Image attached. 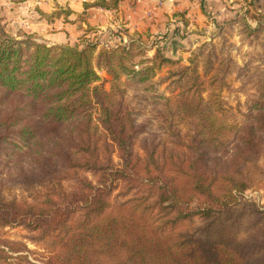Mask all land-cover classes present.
Returning a JSON list of instances; mask_svg holds the SVG:
<instances>
[{
    "label": "trees",
    "instance_id": "obj_1",
    "mask_svg": "<svg viewBox=\"0 0 264 264\" xmlns=\"http://www.w3.org/2000/svg\"><path fill=\"white\" fill-rule=\"evenodd\" d=\"M233 17L160 79L169 96L153 81L180 63L174 33L150 48L127 30L112 46H49L0 23V264H264V208L243 197L264 191V72L250 58L236 67L229 52L237 24L264 57V14ZM101 70L113 94L93 86ZM232 75L252 85L237 112L223 102ZM130 84L149 96H129ZM6 228L42 248L39 260Z\"/></svg>",
    "mask_w": 264,
    "mask_h": 264
},
{
    "label": "crops",
    "instance_id": "obj_2",
    "mask_svg": "<svg viewBox=\"0 0 264 264\" xmlns=\"http://www.w3.org/2000/svg\"><path fill=\"white\" fill-rule=\"evenodd\" d=\"M229 1L241 5L240 13L250 9L264 14V0ZM93 2L27 0L18 7L22 16L13 14L10 21L13 25H21L26 34L35 35L49 46H77L84 37L91 40L100 37L101 43L112 46L119 40L115 34L123 30L150 36L174 33L175 45L171 53L178 54L179 49L191 50L207 38L214 30L213 18H220L228 9V0H165L162 5H158L157 0H120L117 12L99 7L85 10V4ZM66 11L72 12V15L66 16ZM79 16L84 17L80 20ZM182 30L186 32L180 40L177 36Z\"/></svg>",
    "mask_w": 264,
    "mask_h": 264
},
{
    "label": "rangeland",
    "instance_id": "obj_3",
    "mask_svg": "<svg viewBox=\"0 0 264 264\" xmlns=\"http://www.w3.org/2000/svg\"><path fill=\"white\" fill-rule=\"evenodd\" d=\"M25 1H27V0H23L21 2L17 1V0H0V23L4 27V29L11 35V37L17 38L19 40L23 39L25 35H29V34H26L22 30L21 25L11 24L13 22L10 21V17L13 16V14L22 16V14H20L21 12L20 11L18 12V7L20 6L19 4H21ZM163 2H162V4H163ZM227 3H228L227 4V8H228L227 11L231 10L232 13H226L227 11H225L220 18H218V19L213 18V22L215 25L214 30L202 42L210 41L211 39L217 37L219 29L221 27L228 26V24L230 23V20L234 18L233 17L234 12L240 11L241 5L240 6L238 4L234 5L235 1H234V3H230V1L228 0ZM13 8H14V10H13ZM237 19L238 18L235 17V20H237ZM181 21L183 22V20H181ZM248 22L252 27H255L257 25L256 21L249 20ZM227 30H229V29H227ZM182 32L177 36V37L181 38L180 40H183V37H185L186 31L182 30ZM230 32L233 33V36L231 39L232 40L231 42L233 44H232V46H230L229 52L234 59L236 67L242 68L246 63H248V61L250 59H253L254 60L252 62L253 66H255L256 68H259L261 71L264 72V57L262 56V51H261L260 47L257 45L251 46L249 43H247L243 40L242 35L240 33L241 32V26L235 24L233 27V30H232V27H230ZM131 34H134V33H131ZM141 36H142L141 40L148 46V48H150L152 45V42L154 40H157L158 36H165V35L159 34V35L150 36V35L146 34V35H141ZM36 39H37V37H36ZM37 41L41 43V41L39 39H37ZM202 42H200L199 44H196L191 50L179 49L180 52L178 54L171 53V51L173 50V47H171V49H169V52H170L169 56H172V57H175L176 59H179L180 63L179 64L174 63V65H169L162 72H158L156 74L153 82L156 84L155 88H157L160 93L165 94L167 96H169L171 94L170 91L168 90L167 83H163L160 85H157V84L160 82V79L167 74V71L169 69L177 68V67H179V65L180 66L187 65L188 59L191 56V52L193 50H195ZM186 53H188V54H186ZM153 54H154V50L153 49L149 50L148 56L150 57ZM235 72H237V70ZM98 74L100 76V79L93 86L99 87V89L103 93L113 94L115 84L112 82L111 76H109L106 71H102V70L99 71ZM230 79H231V82L234 85V87H233L232 91L224 92L223 102H224V105L226 108L232 109L234 112H237V108H239L238 105L239 104L244 105V102L246 101V98H247V93L250 92L252 85L249 84L245 87L244 82L242 83L236 77V75H232V78H230ZM128 93H129V96L134 95V94H137V95L141 94V95H144L147 97L149 96V92L145 90V87L140 86L138 84H130L128 86ZM137 101L138 100L134 99L132 101V103L136 104L137 106H141L143 108V110H145L147 115H152L155 113L156 108L153 106V104H151V102L149 100L142 101L140 103H137ZM115 159L117 160V157H115ZM11 186L12 185L5 187L7 190V193L9 192L8 190L11 188ZM17 188H21V187L15 186V188L12 189L13 191L9 192L8 194L16 195L19 198H26L28 196V193L26 191L21 190V189H17ZM243 197L246 200L258 203L259 205L263 206V208H264V191L263 190L256 189V190L247 191ZM4 232H5V239L10 240V241H16V242H24L25 244H27L29 250L32 252V254H30V258L33 261L39 260L38 256L43 254V252H44L43 249L40 248L39 246H36L35 244H33L31 242H28L25 239L26 233L24 231H22L21 228H6L4 230Z\"/></svg>",
    "mask_w": 264,
    "mask_h": 264
},
{
    "label": "built area",
    "instance_id": "obj_4",
    "mask_svg": "<svg viewBox=\"0 0 264 264\" xmlns=\"http://www.w3.org/2000/svg\"><path fill=\"white\" fill-rule=\"evenodd\" d=\"M164 0H157L158 5H161Z\"/></svg>",
    "mask_w": 264,
    "mask_h": 264
}]
</instances>
